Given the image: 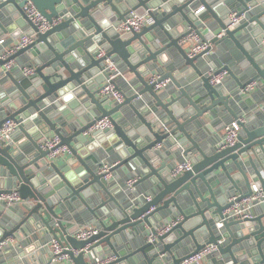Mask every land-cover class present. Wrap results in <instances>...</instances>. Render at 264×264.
<instances>
[{
  "label": "clouds",
  "instance_id": "clouds-1",
  "mask_svg": "<svg viewBox=\"0 0 264 264\" xmlns=\"http://www.w3.org/2000/svg\"><path fill=\"white\" fill-rule=\"evenodd\" d=\"M0 264H264V0H0Z\"/></svg>",
  "mask_w": 264,
  "mask_h": 264
}]
</instances>
